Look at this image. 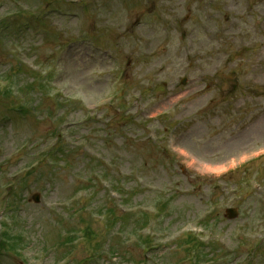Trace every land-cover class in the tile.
Here are the masks:
<instances>
[{
	"label": "rangeland",
	"instance_id": "374dc122",
	"mask_svg": "<svg viewBox=\"0 0 264 264\" xmlns=\"http://www.w3.org/2000/svg\"><path fill=\"white\" fill-rule=\"evenodd\" d=\"M12 1L0 0V17L8 13L9 18L0 19V94L6 89L15 94L6 100L0 96V210L5 211L1 221L16 218V223L11 219L8 224L13 234L23 235L25 245L20 254L6 245L0 264H38L39 259L42 264H179L184 252L175 253V245L186 236L180 234L188 220L199 222L204 213L216 216L211 241L225 234L231 246V254L220 264H247V260L264 264V186L250 182L244 193L236 195L230 175L220 176L237 166L240 156L242 162L264 147V0H213L210 7L205 0H136L133 8L121 4L132 0H100L101 6L112 2L110 7L115 9L100 18L86 9V3L22 0L28 4L22 13ZM31 10H37L36 24ZM159 10L172 17L161 23ZM45 18L60 24V33ZM136 20L141 21L143 36L131 30ZM175 20L178 25H172ZM91 27L97 32L93 34ZM185 29L193 30L198 52L190 68L194 80L186 87L178 80L190 63L183 52ZM67 41L72 42L69 48ZM97 42L114 56L98 50ZM55 50L58 75L54 80L64 88L43 95L45 101L39 93L35 96L38 114L53 116L54 101L63 106L61 113L39 120L28 116L27 109L13 111L9 106L18 104L9 100L18 103L33 97V90L24 91L30 80L20 77L19 59L47 60ZM118 58L126 63L122 78L112 74ZM54 62L45 63L46 71ZM12 73L13 81L8 77ZM29 73L38 84L40 78ZM164 78L171 84L158 102L152 84H162ZM118 88L122 97L114 105L101 104L98 118L89 114L86 100L99 104ZM35 89L43 90L38 85ZM140 100L149 106L144 114L138 111ZM157 105L172 111L171 117L156 123L158 131L162 125L164 138L152 143L151 130L146 132L144 127L151 120L148 115L158 111ZM166 127L174 130L191 155L185 158L168 151ZM59 129L67 130V135ZM59 148L66 149L61 161L54 155ZM45 158H51L52 164L45 163ZM261 163L240 169L232 179L236 181L245 171L259 178L257 168L264 185ZM142 177L144 183L138 181ZM111 184L121 188L125 199L130 194L123 207L110 196ZM38 192L43 198L36 203L32 196ZM228 207H238L239 217L228 220ZM107 208L126 216V223L111 215L112 222L106 224ZM143 212L150 216L144 228ZM152 218L156 219L151 229L157 248L146 254L142 236ZM82 227L93 233L86 237ZM67 236L69 244L63 242ZM174 236H178L174 241H163ZM260 241L263 244L256 250Z\"/></svg>",
	"mask_w": 264,
	"mask_h": 264
}]
</instances>
